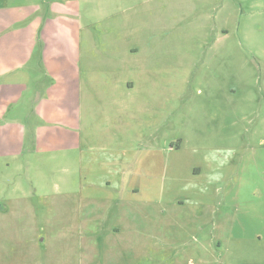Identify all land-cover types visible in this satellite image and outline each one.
Wrapping results in <instances>:
<instances>
[{"label":"rangeland","instance_id":"1","mask_svg":"<svg viewBox=\"0 0 264 264\" xmlns=\"http://www.w3.org/2000/svg\"><path fill=\"white\" fill-rule=\"evenodd\" d=\"M76 7L88 101L74 140L28 135L0 153V264H114L132 255L135 240L113 231L124 215L116 187L133 167L152 172L145 197H203L214 204L204 213L232 216L223 226L263 234L264 251V0ZM37 77L45 89L46 75ZM129 212L155 214L142 205ZM219 239L226 261L261 245Z\"/></svg>","mask_w":264,"mask_h":264},{"label":"crops","instance_id":"2","mask_svg":"<svg viewBox=\"0 0 264 264\" xmlns=\"http://www.w3.org/2000/svg\"><path fill=\"white\" fill-rule=\"evenodd\" d=\"M77 14L76 0H0V145L8 149L0 148V153L15 151L13 145L28 135L34 140H74L76 120L86 100L80 84L88 68L80 60L89 58L81 52L83 27L75 21ZM42 74L47 78L45 89L37 77ZM126 88L133 90V83L127 81ZM28 99L33 102L30 113H26ZM21 125L26 131L17 130ZM44 126L48 128L43 133ZM147 171L133 167L127 183L116 187L115 200L124 215L113 233L135 244L132 255L114 264H264L263 234L223 226L232 216L204 213L214 204L203 197H145L141 190L150 186L142 184L143 177L152 174ZM141 205L155 214L129 212ZM185 206L200 207V212H178ZM142 226L147 230L141 232ZM220 237L261 245L245 247L237 252L236 261H226Z\"/></svg>","mask_w":264,"mask_h":264}]
</instances>
